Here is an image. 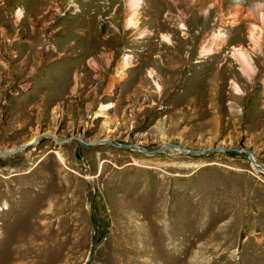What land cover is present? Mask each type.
<instances>
[{"label": "rangeland", "instance_id": "obj_1", "mask_svg": "<svg viewBox=\"0 0 264 264\" xmlns=\"http://www.w3.org/2000/svg\"><path fill=\"white\" fill-rule=\"evenodd\" d=\"M166 1L0 0V264H264V23Z\"/></svg>", "mask_w": 264, "mask_h": 264}, {"label": "bare ground", "instance_id": "obj_2", "mask_svg": "<svg viewBox=\"0 0 264 264\" xmlns=\"http://www.w3.org/2000/svg\"><path fill=\"white\" fill-rule=\"evenodd\" d=\"M106 1L109 2V4L111 5L112 0H106ZM152 1L157 2V0H152ZM169 1L175 6L174 7L175 9H177V8L179 9V16H177V17H178L179 25H180L181 29H187V27H188V25H187V22H188L187 13L190 10H192V11L197 10L203 14H206V15L211 14V12L214 13V12L218 11V13H219V18L217 19L218 22L221 21V23H223L224 20L226 19V16L229 15L231 25H235V26H241L245 22V20H253V21L257 20L258 22L264 23V1L263 0H261V1H257V0H253V1H251V0H233L232 2H231V0H228V3H229L228 7L229 8H228V14H226V16H225V14H223V4H224L225 0H182V2L183 3L185 2V4H182L181 0H168V1H166L167 3H165V6H168V7L170 6V4H168ZM149 2H148V0H126L127 14H126L125 22H124V25L126 28H129V27H133V28L135 27L136 29L139 28V17H140L139 15L141 14V11H143L144 6H147V5L150 6ZM73 3H74V1H73ZM50 4H52V3H50ZM74 5H76V3H74L72 6H74ZM53 7H54V5H53ZM44 8H46V7H44ZM171 8H172V6H171ZM49 10L52 11L51 8ZM172 10H173V8H172ZM245 11L249 12L247 16H244ZM22 14H23V11L20 9L18 11V17L17 18H20ZM173 15L174 14H172V17H173ZM251 24L253 25L254 23L251 22ZM252 28L256 29V25L254 24V26ZM254 29L251 30V39L254 42V44L259 47V49L261 51H264V46H262V45H264V42H262V40H261L263 37L261 38L260 34H255L256 32L254 33ZM145 32H146V30H138L137 34L141 35ZM224 34H226V33H223L221 30H219L218 32L211 33L208 44L201 46V49L199 50V54L202 55V57H204V58L206 57L208 59L210 56H212L213 53L218 51V48L220 46H222V48H223V46L226 45ZM166 38L168 39V41L173 42L171 35L167 34ZM233 58H235L237 61H239V65H240L242 72H244L245 74H247L251 77V79H252L251 85H252L254 83L253 82L254 77L256 75L258 76L261 73L260 72L261 67L257 63V60L259 58L249 55L245 50H243L242 47L241 48L234 47ZM180 59H181L180 56H179L178 60L173 59L175 61L172 60V63H168V68L177 70L179 67L176 66V63L178 64V61ZM127 61L129 62V56L125 57L124 63H122V65H121L122 71H125V69L128 67V65H130V64H128ZM230 66L234 67L235 64L233 63V65L231 64ZM221 67H222V69L225 68L223 65ZM258 68L260 69L259 72H258ZM231 70L233 71L234 68H232ZM154 73H155V68L151 69V71H150L151 75H154ZM261 74H263V76H264V70H263V73H261ZM263 82H264V78H263ZM234 83H235L234 87H235L236 91L241 92L242 88H241L240 83L238 81H235ZM157 85L159 86V88L161 87V85L159 83H157ZM244 96H247V95L244 94ZM109 107H110V104H103L100 108V112L103 113ZM175 148L180 149L179 151L182 150L179 147H175ZM252 156H253V158L255 157L254 154H252ZM255 158H254L255 162L251 161L252 164L255 166V168H257L261 171H264V166L263 165L261 166L256 161ZM255 164L258 165V167H256Z\"/></svg>", "mask_w": 264, "mask_h": 264}, {"label": "water", "instance_id": "obj_3", "mask_svg": "<svg viewBox=\"0 0 264 264\" xmlns=\"http://www.w3.org/2000/svg\"><path fill=\"white\" fill-rule=\"evenodd\" d=\"M105 142H106V143H109V144H111V145H113V146H115V147H132V148H135V149H139V150L145 151V152L148 153V154H155V153L160 152V151H162V150H166V149H168V148H173V147H179V148H181V147L178 146V145H164V146H161L160 148H158V149H156V150H148V149H146V148H144V147H142L141 145L136 144V143H132V144H118V143H114V142L109 141V140H107V141H105ZM28 147H30V146H29V145H23V146H21V147H18V148H16V149L12 150V151L0 152V155H4V156H6V155H10V154H13V153H17V152H19V151L22 150L23 148H28ZM181 149H182L181 151L184 152V153H198V151L184 150L183 148H181ZM214 150H218V148H216V149H214ZM229 150H231V149H229ZM232 150H241V151L246 152L247 155L249 156V158L251 159V161H252V162H255V160H254V158H253V156H252V152H251L249 149L243 148V149H232ZM255 165H256V164H255ZM256 167H258V165H256Z\"/></svg>", "mask_w": 264, "mask_h": 264}]
</instances>
